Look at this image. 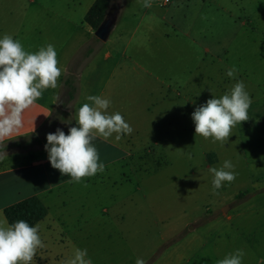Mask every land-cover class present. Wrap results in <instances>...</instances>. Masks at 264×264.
I'll return each instance as SVG.
<instances>
[{"label": "rangeland", "instance_id": "1", "mask_svg": "<svg viewBox=\"0 0 264 264\" xmlns=\"http://www.w3.org/2000/svg\"><path fill=\"white\" fill-rule=\"evenodd\" d=\"M142 4L125 0L110 36L121 32L123 45L131 38L125 50L130 56L87 72L84 89V98L109 91L108 113L119 112L133 132L120 139L97 135L93 143L103 172L77 183L53 168L64 184L46 200L57 216L51 229L59 254L53 262L62 264L66 252L79 247L87 249L93 264H135L137 257L145 264H217L235 249L244 250L243 264H264V0H171L154 5L150 20L141 23ZM77 13L71 17L75 28L84 21ZM60 21L48 14L40 18L45 28ZM97 39L93 30L86 43L99 45V51L110 42ZM233 66L236 74L229 78L225 73ZM237 81L251 98L249 119L232 129L223 146L195 136V107ZM76 102L60 108L58 96L46 126L50 133L61 128L67 134L76 124ZM33 143V149L43 147ZM225 159L237 175L214 193L208 169ZM242 191L254 196L236 204ZM13 199L4 194L0 202ZM231 214L245 225L210 230L215 218ZM189 234L196 237L187 242ZM44 246L31 264L49 263Z\"/></svg>", "mask_w": 264, "mask_h": 264}, {"label": "clouds", "instance_id": "2", "mask_svg": "<svg viewBox=\"0 0 264 264\" xmlns=\"http://www.w3.org/2000/svg\"><path fill=\"white\" fill-rule=\"evenodd\" d=\"M142 6L150 7V0H143ZM61 74L52 44L30 52L13 36H0V141L10 139L24 126V112L44 90L57 87ZM225 74L234 78L235 66L228 68ZM86 99L91 104L83 103L76 110V124L68 129V133L57 128L55 132L46 134L44 145L51 167L77 183L82 177L94 176L105 169L93 143L97 135L107 139L116 134L115 138L120 139L121 135L133 132L119 112L108 113L111 103L108 98L89 95ZM250 104L251 98L243 81H237L219 97L212 95L191 113L195 136L211 138L213 142L225 145L233 133L232 129L249 119L247 110ZM234 169V164L228 159L219 168L208 169L214 193L236 178ZM43 246L38 224L30 225L25 220L7 225L0 222V264H31L37 249ZM244 255L243 249H235L217 264H243ZM65 264H93V261L87 249L77 247ZM135 264H145V261L137 257Z\"/></svg>", "mask_w": 264, "mask_h": 264}, {"label": "crops", "instance_id": "3", "mask_svg": "<svg viewBox=\"0 0 264 264\" xmlns=\"http://www.w3.org/2000/svg\"><path fill=\"white\" fill-rule=\"evenodd\" d=\"M45 1L54 3H44ZM83 2L86 3L84 6ZM94 2L95 0H27V2L26 0H0V36L4 34L13 36L14 39L20 40L24 48L30 52H35L42 46L52 44L57 53L58 67L62 69L57 87L55 89L49 88L44 90L41 97L24 112V126L13 133L10 139L5 138L0 141V200L4 194H8L14 198L12 203L31 195H37L46 205V200H51L53 192L64 186L63 182H60V178H57V172L53 170L48 161L44 145L42 144L43 147L37 149H33L31 145L34 144V141L41 144L37 139H42L47 133H50L46 126L56 108L62 79L68 72L69 62L76 52L87 42L90 33L94 30L85 21V16ZM124 2L125 0L122 3H118L116 0L111 1L110 8L113 5L118 6V17L114 29L118 26L119 18L124 10ZM150 2L151 6L146 7L140 15L141 23L145 20H150V13L148 11L154 5L159 4L163 6L167 4L165 0L163 3L162 0H150ZM78 10L81 11L84 21H81V25L79 26L81 31L76 33L79 28L73 26L71 17L74 14H78ZM45 14H48L50 17L61 18V23L54 22V27L50 28L48 26L45 28V25L40 24V18ZM155 17H158V15L155 14ZM156 19H159V17ZM110 36L107 41L110 40ZM124 40L122 33L119 32L113 40L102 45L97 54L81 72L79 95L74 110L75 115L76 110L86 101L84 89L87 87V72H99L100 66L103 64L112 66L116 56L117 58L120 56L124 58L130 56L125 53V50L130 44L131 38L126 40L123 45ZM120 46L124 48L123 53L118 51ZM106 94L111 96L105 88L100 91V96L105 97ZM8 144L14 146L13 149L7 147ZM53 174H56V176H53ZM12 203L0 202V222L6 225L9 223L4 215V208ZM56 217L48 207L47 216L38 223L39 235L43 241V245H45V249H49L47 256L50 261L48 264H59L57 260L53 262V259L59 254V246L56 245L58 235L53 227L51 229V225L53 226L54 224L53 220ZM211 224L210 230L214 231H219L222 226L226 225L230 229L245 225L243 221H239L232 214L226 217H217ZM194 237L189 234L185 238L189 242ZM72 254L73 250H68L66 252V260ZM190 258L184 259L185 262H189ZM62 264H65V262Z\"/></svg>", "mask_w": 264, "mask_h": 264}, {"label": "trees", "instance_id": "4", "mask_svg": "<svg viewBox=\"0 0 264 264\" xmlns=\"http://www.w3.org/2000/svg\"><path fill=\"white\" fill-rule=\"evenodd\" d=\"M112 0H95L88 10L85 21L96 30L111 7ZM99 42L100 40L97 39ZM99 49V45L88 42L77 52L68 66V72L62 79V89L59 95L58 107L65 108L77 100L79 95V79L83 68ZM37 141L45 145L46 136ZM254 196L250 191H242L236 195L235 203L239 204ZM48 214V207L37 195H31L14 202L4 208V215L9 224L17 220H25L30 225H36Z\"/></svg>", "mask_w": 264, "mask_h": 264}, {"label": "water", "instance_id": "5", "mask_svg": "<svg viewBox=\"0 0 264 264\" xmlns=\"http://www.w3.org/2000/svg\"><path fill=\"white\" fill-rule=\"evenodd\" d=\"M117 17H118V8L117 9L110 8L105 18L101 22V24L95 30L96 37L99 38L101 41L108 40L111 32L113 31L116 25ZM229 208L230 206H225L223 210L227 212Z\"/></svg>", "mask_w": 264, "mask_h": 264}, {"label": "built area", "instance_id": "6", "mask_svg": "<svg viewBox=\"0 0 264 264\" xmlns=\"http://www.w3.org/2000/svg\"><path fill=\"white\" fill-rule=\"evenodd\" d=\"M171 0H165V3H169Z\"/></svg>", "mask_w": 264, "mask_h": 264}]
</instances>
